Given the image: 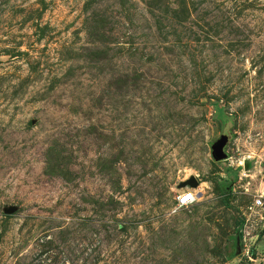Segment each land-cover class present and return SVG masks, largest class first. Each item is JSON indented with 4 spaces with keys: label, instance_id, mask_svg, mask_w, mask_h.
<instances>
[{
    "label": "rangeland",
    "instance_id": "1",
    "mask_svg": "<svg viewBox=\"0 0 264 264\" xmlns=\"http://www.w3.org/2000/svg\"><path fill=\"white\" fill-rule=\"evenodd\" d=\"M263 191L264 0H0V264H264Z\"/></svg>",
    "mask_w": 264,
    "mask_h": 264
},
{
    "label": "water",
    "instance_id": "2",
    "mask_svg": "<svg viewBox=\"0 0 264 264\" xmlns=\"http://www.w3.org/2000/svg\"><path fill=\"white\" fill-rule=\"evenodd\" d=\"M228 143V137L225 135H222L219 140L214 143L211 147L212 149V157L215 161H224L227 159V155L224 151V148L226 147ZM198 182L193 177H190L186 181H183L182 183L178 184V189H184V188H197ZM16 211L15 207H9L7 209H4V213L6 215H11L13 212Z\"/></svg>",
    "mask_w": 264,
    "mask_h": 264
},
{
    "label": "built area",
    "instance_id": "3",
    "mask_svg": "<svg viewBox=\"0 0 264 264\" xmlns=\"http://www.w3.org/2000/svg\"><path fill=\"white\" fill-rule=\"evenodd\" d=\"M195 203V195L189 190H181L176 197V209H184L192 206ZM253 209H260L264 213V191L253 201Z\"/></svg>",
    "mask_w": 264,
    "mask_h": 264
}]
</instances>
